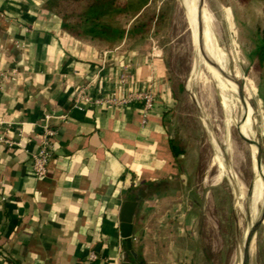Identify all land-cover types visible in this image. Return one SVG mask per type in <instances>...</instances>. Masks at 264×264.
Instances as JSON below:
<instances>
[{"label":"crops","instance_id":"1","mask_svg":"<svg viewBox=\"0 0 264 264\" xmlns=\"http://www.w3.org/2000/svg\"><path fill=\"white\" fill-rule=\"evenodd\" d=\"M0 264H128L119 206L137 201L136 264H197L201 238L188 171L173 154L163 46L75 34L47 0H0ZM150 89L152 105L94 97ZM48 116L46 117V115ZM53 129L46 173L34 176L35 134ZM255 264H264V219ZM96 256L88 258V251Z\"/></svg>","mask_w":264,"mask_h":264},{"label":"rangeland","instance_id":"2","mask_svg":"<svg viewBox=\"0 0 264 264\" xmlns=\"http://www.w3.org/2000/svg\"><path fill=\"white\" fill-rule=\"evenodd\" d=\"M181 1L116 0L126 11L111 12L103 19L128 30L119 40L125 46H163V73L171 96L166 121L170 135L183 149L178 162L183 171H188L184 183L190 194L186 197L202 244L197 264H238L236 252L238 243L245 240V226L254 222L261 211V200L252 205L248 201L251 182L255 184L252 154L229 124L230 115L223 108L222 94L234 111L233 96L220 90L201 59L194 67L197 52L189 10L186 0ZM202 1L210 34L223 56V71L236 79L241 98L252 112L259 134V166L264 175V65L248 57L257 35L264 34V0ZM140 2L142 5L136 8ZM82 5L73 3L67 11L76 13ZM206 75L211 80L205 82ZM256 232L252 264L258 246Z\"/></svg>","mask_w":264,"mask_h":264},{"label":"bare ground","instance_id":"3","mask_svg":"<svg viewBox=\"0 0 264 264\" xmlns=\"http://www.w3.org/2000/svg\"><path fill=\"white\" fill-rule=\"evenodd\" d=\"M204 6L205 5L203 1L199 3L198 0H186V7L189 10L187 11V14L189 16V21L192 27L193 39L195 42L196 52H197L196 56L194 57L193 64H194V67L196 68V64L198 60L201 59V61H203L204 64H206V66H208L210 74H212V76L216 78L220 90L224 94L228 92L234 98V101L236 103V108H234V111H233V108L230 106L229 100H226V97L223 94H222L221 101L224 105L223 108L225 112L230 115L229 124H231L235 128L236 133L239 136V138L244 143H247L251 150L252 162H253V174H254L252 181L255 180L254 182L255 184L252 185V182H251L248 201H249V204L252 205L253 203L261 200V187L263 185L262 180H261L262 169L259 166V164L257 165V163H259V148H260L259 139H258L259 134L257 131V127L255 125L254 119L251 116L252 112L250 111L247 104L245 103L246 101L244 102L243 99L241 98L240 88H239V85L237 84L236 79L233 76L223 71V64H222L223 56L215 40L212 38L210 34V31L208 28L207 17L205 15V12L203 11ZM197 8L199 11V17L201 21V35H199L197 32V23H196V18H195V11L197 10ZM206 53H207V57L211 58L214 61L215 66H211L206 62V59H204V56ZM190 77L189 79H191ZM203 78H205L204 81L206 82L208 75H206L205 77L203 76ZM208 80H211V79L208 78ZM259 224H260V220L258 216V218L254 222L248 223L247 228L245 226V229H246L245 230V240L243 242L238 243L237 252H236L238 259H239L242 254V249L244 245L248 242V252L246 255L247 257L242 264H252L253 263L254 251H253L252 238L255 232L257 231Z\"/></svg>","mask_w":264,"mask_h":264},{"label":"trees","instance_id":"4","mask_svg":"<svg viewBox=\"0 0 264 264\" xmlns=\"http://www.w3.org/2000/svg\"><path fill=\"white\" fill-rule=\"evenodd\" d=\"M62 17L63 25L75 34L85 33L90 37L104 38L109 41H119L126 33L123 26L115 25L103 19L111 12H125L126 9L120 6L116 0H47ZM83 5L78 12L67 11V6ZM70 3V4H69ZM139 8L142 3H139ZM138 10V9H137ZM131 31V30H130ZM248 57H255L259 66L264 65V34H258L254 46L248 53ZM261 97L264 100L263 94ZM176 140L169 138L173 154H178L179 149Z\"/></svg>","mask_w":264,"mask_h":264},{"label":"built area","instance_id":"5","mask_svg":"<svg viewBox=\"0 0 264 264\" xmlns=\"http://www.w3.org/2000/svg\"><path fill=\"white\" fill-rule=\"evenodd\" d=\"M0 16H3L0 10ZM6 72L0 71V77H5ZM79 97L84 100H91L96 103L108 102V103H124L132 100H140L142 102V120H144L147 109L152 105L154 99V92L150 89L146 90H135L124 93L121 96H117L115 93L100 94L94 97L85 95L83 93L79 94ZM48 114L46 115V117ZM1 122V121H0ZM8 126L5 125L0 129V145L10 146L12 144H17L18 141L9 137ZM54 133V129L47 123L42 124V129L40 132L35 134L38 142V148L30 153L29 165L34 176H42L46 173L47 162L52 153V143L51 136ZM88 258L92 259L96 256L93 250L88 251Z\"/></svg>","mask_w":264,"mask_h":264},{"label":"water","instance_id":"6","mask_svg":"<svg viewBox=\"0 0 264 264\" xmlns=\"http://www.w3.org/2000/svg\"><path fill=\"white\" fill-rule=\"evenodd\" d=\"M198 1H199V3L202 2V0H198ZM195 18H196V23H197V32L199 35H201V21H200V17H199L198 8L195 11ZM206 62L211 66H215L214 61L209 57L206 58ZM259 154H260V148H259ZM258 164L259 163H257V165ZM261 180H262L263 185L261 187V211L259 214L260 222L264 219V175H263V170L261 172ZM136 203H137V201L135 199L124 198L120 203L119 213H118L119 231H120V235L124 239L125 246H126V250L123 252V257H124V260L128 262V264H136V261H135L136 252L131 247V235H132L131 220H132V215H133L134 209L136 207ZM256 240H257V236L255 238V243H256ZM252 243L254 246V238H252ZM247 252H248V242L244 245V247L242 249V254L239 258L240 264H242L244 262V260L246 259Z\"/></svg>","mask_w":264,"mask_h":264}]
</instances>
